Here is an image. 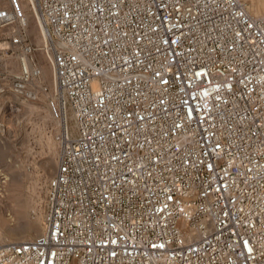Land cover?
Returning a JSON list of instances; mask_svg holds the SVG:
<instances>
[{"label": "built area", "instance_id": "1", "mask_svg": "<svg viewBox=\"0 0 264 264\" xmlns=\"http://www.w3.org/2000/svg\"><path fill=\"white\" fill-rule=\"evenodd\" d=\"M26 2L76 130L59 135L43 231L1 243L0 264H264V15L239 0ZM27 22L24 0H0V68L16 54L10 90L35 99Z\"/></svg>", "mask_w": 264, "mask_h": 264}, {"label": "rangeland", "instance_id": "2", "mask_svg": "<svg viewBox=\"0 0 264 264\" xmlns=\"http://www.w3.org/2000/svg\"><path fill=\"white\" fill-rule=\"evenodd\" d=\"M252 16L264 15V0H239ZM29 41L36 46L34 58L41 76L31 84L35 99H23L10 90L20 72L16 54L4 57L0 68V244L32 240L44 229L47 187L60 153L59 135L75 124L70 105L55 95L51 53L42 42L33 10L24 0ZM49 54V57H48ZM61 101V102H60ZM52 103L62 114L53 112Z\"/></svg>", "mask_w": 264, "mask_h": 264}, {"label": "bare ground", "instance_id": "3", "mask_svg": "<svg viewBox=\"0 0 264 264\" xmlns=\"http://www.w3.org/2000/svg\"><path fill=\"white\" fill-rule=\"evenodd\" d=\"M41 29V28H40ZM41 33H42V30H41ZM42 38H43V34H42ZM43 44H44V38L42 40ZM44 48L46 49V51L48 50L47 47L44 45ZM48 57H49V54H48Z\"/></svg>", "mask_w": 264, "mask_h": 264}]
</instances>
